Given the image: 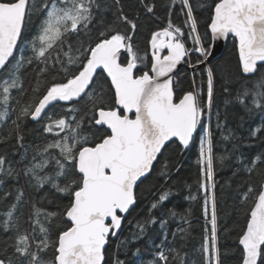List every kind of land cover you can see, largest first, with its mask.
<instances>
[{
	"label": "snow or ice",
	"instance_id": "obj_1",
	"mask_svg": "<svg viewBox=\"0 0 264 264\" xmlns=\"http://www.w3.org/2000/svg\"><path fill=\"white\" fill-rule=\"evenodd\" d=\"M114 5L117 14L109 21L100 14V0H0V124L19 106L12 121L16 128L17 121L29 117L43 122V133L51 136L30 157H21L20 171L9 154L0 152V186L5 178L19 183L23 175L42 197L26 199L22 187L15 194L0 191V201L6 202L0 232L7 237L0 241V264H145L140 248L132 259H113L110 239L119 238L144 180L157 172L165 183L173 179L175 166L164 154L176 141L182 150L199 146L197 191L208 226L198 258L184 246L187 228L169 232L162 216L159 236L149 237L147 244L158 222L154 215L137 222L119 250L133 240L144 241L147 264H225L218 237L212 116L223 140L233 133L227 113L213 111L214 88L220 80L226 108L258 114L260 123L249 126L248 136L264 138V0H214L204 33L199 0H167L162 5L167 24L151 33L143 50L134 40L140 16H130L121 0ZM140 6L145 16L156 18L157 0H140ZM174 13L179 24L172 20ZM230 37L238 49L235 70L226 63L218 72L208 67L206 85L193 78L182 88L178 66L188 64L193 54L199 56L197 64L205 63L213 57L209 41ZM34 64L33 91L39 95L21 105L22 70ZM60 102L68 106L57 114L53 109ZM17 142L22 146L23 137ZM236 168L234 175L245 178L236 193L242 217L236 233L238 264H264V153L247 159L242 154ZM170 195L171 189L162 186L151 209H161ZM168 214L177 216L172 210ZM181 220L189 223L185 216Z\"/></svg>",
	"mask_w": 264,
	"mask_h": 264
},
{
	"label": "trees",
	"instance_id": "obj_2",
	"mask_svg": "<svg viewBox=\"0 0 264 264\" xmlns=\"http://www.w3.org/2000/svg\"><path fill=\"white\" fill-rule=\"evenodd\" d=\"M167 0H157L158 10L156 18H149L143 14V10L140 6V0H121V4L124 6V10L131 16L138 14L140 16V26L137 33L134 36L137 46L140 49H145L148 46L151 33L158 30L167 24V17L162 5ZM202 5L197 9L198 20L201 33H204L206 25L211 15V8L214 0H199ZM102 5L100 14L105 20H114L116 16V7L114 0H100ZM40 16L38 15L33 19V29L38 24ZM174 23L179 24L181 22L179 13H174L172 16ZM30 35L25 36V40L29 39ZM212 43L211 41H209ZM186 44L192 47L191 40H187ZM189 59L191 65H196V61L199 59L198 54H193ZM238 59V49L236 42L231 37L226 43L223 53L215 58L209 67H212L214 72H218V66L228 64L233 70H235L236 62ZM207 68L203 67L198 70L190 71L182 69L179 73L178 79L181 82V86L187 89L189 84L195 78L197 85L204 82L206 85ZM22 80L24 83V93L20 97L21 105L25 103H32L39 93L34 92L35 79L37 76V67L32 65L22 70ZM59 79L60 77L57 76ZM51 79V77H49ZM45 81H41L42 92L44 90ZM221 81L217 80L214 88V109H219L223 113H227L228 125L227 127L232 130L233 138L229 140H223L221 130L216 129V117L212 116L211 127L213 130V146L214 154L216 156L215 168H216V199H217V215H218V237L221 251L226 254L225 264H238L239 248L237 247V235L241 227L242 217L239 215L238 200L236 193L244 182V177L239 174L234 175V172L238 173L236 168L241 155L243 158H254L255 156L264 153V138H249L248 131L249 126H257L260 123V117L256 115H246L242 109L230 110L231 106L226 108L225 100L227 97L224 95ZM107 91V86H106ZM206 91V87H205ZM177 95H180L178 92ZM19 106H16V112L10 113L7 121L0 124V152L9 154V157L15 162L17 171H20L23 167L21 157L27 154L29 157L32 154L33 149L37 145H42L51 139V136L43 133V122L34 121L29 117L22 118L17 121L19 127L16 128L12 121L17 119V113ZM53 112L60 114L63 109L60 103L53 109ZM208 125L206 124V127ZM227 134V133H224ZM22 136V146L18 144L17 137ZM203 136V133H201ZM165 160L170 166L179 168V173H176L175 167L173 168V179L164 181L159 179V173L150 175L148 179L144 180V183L139 186L137 204L128 214L127 219L123 225L122 232L119 238L110 239V247L108 248L109 254L114 259L119 256L120 259H132L133 253L137 248L141 249V258L147 264V260L150 257V253L147 250L146 243L144 241L133 240L129 245V248L123 251L119 250L120 242L130 236L135 230L137 222H141L147 219L150 215H154L157 218V224L151 226V230L146 237L147 244L150 245L151 238L159 236L161 229L159 226V219L162 216L167 220V231L173 232L177 227L183 226L187 228V234L184 238L185 248L193 254V259H197L199 255V249L203 238L205 236V228L207 221L203 215V197L197 191V180L200 178L199 163V146L191 148L190 150H182L179 142L176 141L172 148L164 154ZM220 156H224L223 162L219 159ZM168 187L171 189V195L164 206L158 210L151 209V203L154 198L159 194L161 187ZM24 188L26 199L33 202L41 200V190L33 189L27 185V178L21 175L19 183L16 181L5 178V184L0 186V191H11L15 194L17 188ZM190 194L196 195L197 198L192 200L189 198ZM66 202V201H65ZM6 209V202L0 201V213ZM169 210L175 211L177 216L171 217ZM181 216H185L189 221L188 224H184L181 220ZM2 218V217H0ZM131 222V223H129ZM27 227V225H24ZM59 227V225H58ZM7 237L0 232V241ZM2 247V245H0ZM51 249L49 250V255Z\"/></svg>",
	"mask_w": 264,
	"mask_h": 264
},
{
	"label": "water",
	"instance_id": "obj_3",
	"mask_svg": "<svg viewBox=\"0 0 264 264\" xmlns=\"http://www.w3.org/2000/svg\"><path fill=\"white\" fill-rule=\"evenodd\" d=\"M227 41H215V42H212V51H213V57L214 58L213 57H209L208 60L205 63H203V64H201L199 66H195V67H193V66L191 67V66H189L187 64H183L182 63L180 66H178L179 72L181 71V69L183 67H186L188 70H196V69H199L201 67H205L208 63L212 62L215 58L219 57L223 53Z\"/></svg>",
	"mask_w": 264,
	"mask_h": 264
},
{
	"label": "flooded vegetation",
	"instance_id": "obj_4",
	"mask_svg": "<svg viewBox=\"0 0 264 264\" xmlns=\"http://www.w3.org/2000/svg\"><path fill=\"white\" fill-rule=\"evenodd\" d=\"M187 65H189V66H193V65H191L190 63H188ZM199 65H201V64H196L195 66H199ZM201 68H203V67H201ZM182 69H186V70H188L186 67H183ZM181 69V70H182ZM200 69V68H199ZM196 70H198V69H196ZM190 71H194V70H190ZM60 105H61V107H62V109H63V112L65 111V109H66V107L68 106V105H66L65 104V102H60ZM62 112V113H63Z\"/></svg>",
	"mask_w": 264,
	"mask_h": 264
},
{
	"label": "bare ground",
	"instance_id": "obj_5",
	"mask_svg": "<svg viewBox=\"0 0 264 264\" xmlns=\"http://www.w3.org/2000/svg\"><path fill=\"white\" fill-rule=\"evenodd\" d=\"M210 64H211V62L210 63H208L205 67H209L210 66Z\"/></svg>",
	"mask_w": 264,
	"mask_h": 264
},
{
	"label": "rangeland",
	"instance_id": "obj_6",
	"mask_svg": "<svg viewBox=\"0 0 264 264\" xmlns=\"http://www.w3.org/2000/svg\"><path fill=\"white\" fill-rule=\"evenodd\" d=\"M27 40H25V42H26Z\"/></svg>",
	"mask_w": 264,
	"mask_h": 264
}]
</instances>
